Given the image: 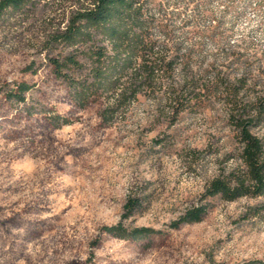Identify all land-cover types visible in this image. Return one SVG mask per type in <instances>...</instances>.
I'll list each match as a JSON object with an SVG mask.
<instances>
[{"label": "clouds", "instance_id": "1", "mask_svg": "<svg viewBox=\"0 0 264 264\" xmlns=\"http://www.w3.org/2000/svg\"><path fill=\"white\" fill-rule=\"evenodd\" d=\"M262 178L264 0H0V264H264Z\"/></svg>", "mask_w": 264, "mask_h": 264}, {"label": "trees", "instance_id": "2", "mask_svg": "<svg viewBox=\"0 0 264 264\" xmlns=\"http://www.w3.org/2000/svg\"><path fill=\"white\" fill-rule=\"evenodd\" d=\"M249 155H250V156L252 155L251 151H250ZM257 175L259 176V175H261V174H260L259 172H257ZM261 187H264V178H262Z\"/></svg>", "mask_w": 264, "mask_h": 264}]
</instances>
